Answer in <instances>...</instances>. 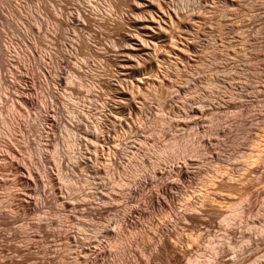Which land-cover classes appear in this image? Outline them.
I'll return each mask as SVG.
<instances>
[{"label":"rangeland","instance_id":"rangeland-1","mask_svg":"<svg viewBox=\"0 0 264 264\" xmlns=\"http://www.w3.org/2000/svg\"><path fill=\"white\" fill-rule=\"evenodd\" d=\"M192 1L173 3L188 10ZM233 1L236 5L231 7L213 0V6L208 3L205 9L198 10L203 18H214L207 23L212 32L199 41V46L206 48L190 53L191 61L182 68L184 77H177L174 68H168L173 76L165 84L158 83L148 70H142L140 76L128 75L118 64L123 46L117 39L133 29L127 19L145 18L144 13H133L128 4L115 8L111 0H70L64 6L61 18L65 20L79 7L91 10L90 18L98 20L92 9L100 8L108 23L123 20L126 31L119 33L99 28L93 22H84L80 28L69 25L59 29L51 18L56 16V7L48 0H20L12 4L17 13L0 4V14L7 20L0 19V38L6 50H0L4 76L0 85V97H4L0 98V264H98L99 257H103L104 264H121L125 260L131 264V260L150 258V264H177L172 254L155 250L162 235H167L173 246L182 237L187 251L183 264H210V243L221 232L206 231L207 212L187 207L185 217L178 214L179 209L184 208L185 201L196 203L198 196L227 194L217 185L230 181L226 163H236L233 174L241 176L248 173L245 167L262 166L260 156H264V138L255 131L264 125L260 119L264 108V0ZM35 22L43 25L40 44L35 42L38 32L28 30ZM78 37L88 40L87 48L78 45ZM34 47L37 56L48 52L59 59L61 54L71 56L70 63L81 65L83 76L74 78L58 60L46 59L53 77L65 73L68 80L59 87L51 83L45 90L38 57L29 56ZM137 79L145 81V90L139 96L140 103H144L141 115L115 111L116 100L103 83L117 80L132 87ZM67 88H75L81 95L71 94ZM5 91H9L7 96ZM88 95L90 98H85ZM19 97H26L32 104L25 108L18 102ZM44 106L48 121L43 118ZM190 107L205 111L196 131L189 126L193 118L185 112ZM101 112L110 116L107 133L111 152L116 151L114 162L106 168V155L93 161L99 144L89 139L94 133H105L95 128ZM75 113H79L78 119L73 118ZM178 121L188 124L178 126ZM193 137H206L210 142L198 149L191 142ZM254 139L260 141L256 143ZM252 142L257 148H252ZM248 151L256 159L248 160L242 168L241 154ZM57 154L74 168L66 163L59 168L54 160ZM81 157L101 165L103 173L96 174L90 163L75 164L74 158ZM185 159L187 162H183ZM178 163H184L185 176H179ZM155 169L166 173L146 188L128 192L134 179L151 176ZM209 179L213 185L206 184ZM164 183L175 185L170 190L174 199L165 206H150L148 197L159 195L158 189ZM256 204L264 215V195L256 199ZM223 207L216 223L224 224L233 217L237 206ZM100 208L103 210L98 215L96 210ZM129 209L136 212L130 222L121 224ZM188 214L200 220L191 221ZM237 224L238 221L236 227ZM240 230L244 234L256 232L245 223ZM218 239L217 244L222 243L230 251L247 244L242 234L234 237L231 246L225 239ZM257 261L264 264V252L245 264Z\"/></svg>","mask_w":264,"mask_h":264},{"label":"bare ground","instance_id":"bare-ground-1","mask_svg":"<svg viewBox=\"0 0 264 264\" xmlns=\"http://www.w3.org/2000/svg\"><path fill=\"white\" fill-rule=\"evenodd\" d=\"M48 1H50V3H52L56 7V16H51V18L54 24L56 25V27L59 29L62 27H67L69 25H72L73 27L76 28H80L84 25V22H87L88 24L93 22L95 23V25L97 24L99 28H103L104 30L105 29L110 30L111 28L114 31H118V33L119 31L125 30L122 19H121L122 21L117 19H112L110 20L111 23H108L109 19H107L106 16H103V11L100 8L92 9L93 12H95L94 15L98 17V20H93L92 18H90L89 13H91L90 12L91 10L88 11L86 9H83L84 7L83 8L76 7L77 8L76 12L68 15L67 20L62 19L61 16L65 11L64 6L69 4L70 0H48ZM221 1H223L226 6L232 7L236 5L233 0H221ZM17 2H20V0H0L1 5L10 8L14 13H17V11L15 7L12 6V4H17ZM111 3L115 8L118 5L128 4V6H130L131 10L133 11V13H135L136 15L137 14L140 15L143 13L145 14V18L143 19L142 18L139 19V16L138 17L133 16L131 18H128L127 19L128 25L130 28L133 29L131 31L130 30L127 31V33L125 32V34H122L119 37V39H117V43L123 46L121 51L119 49L122 56L119 58L120 60L118 64L119 63L121 64L123 68L121 70L128 75L131 74L135 76V75H139L140 72H142V70H148L147 73L149 72L150 74L156 76L157 80L159 81L158 83L165 84L167 78L169 79L172 78L171 76H173L172 74L169 73L168 68H174L177 77L179 78L184 77L182 68L184 67V65H186L191 61L190 53L198 52V51L202 52V50L206 48L203 46H199V41L200 38L204 36V34L206 36V33L208 34V32H212V30L207 26V23L214 20V18L213 16H211L209 17V19H205L200 14H198V10L205 9L208 6L207 5L208 3H211L212 4L211 6H213L214 5L213 0H194L190 4V8H188L189 6L188 4L187 6L188 10L186 8L183 9L182 7L178 8L177 6L174 5L173 0H111ZM210 9H213V7H211ZM0 19L3 20L4 22H7V20L1 14H0ZM28 30L31 32L33 31L38 32L35 35V42L37 44H40V40H41L40 31L43 30V25L40 22H35L34 25L28 26ZM87 41L88 40H86L83 37L77 38L78 45L84 49L87 48L89 45ZM2 42L3 41L0 38V50L2 49L6 52L5 48L2 46ZM92 52H94L93 49ZM94 54L99 55L97 52H94ZM37 55H38V50L36 49V47H34V49H32V54L29 56L31 58L38 57L36 59L38 60L37 62L39 64V70L41 72L40 74L43 79V85L45 87V90L47 91L51 83L53 86L59 87L62 85L64 81L68 79L64 78L65 73L63 74L59 73L53 77L50 67L45 63L46 59L58 60L59 64L65 66L64 68H66V72L70 73L74 78L80 79L83 76L82 73L83 71L81 72V68H82L81 65L70 63V60H72L71 56L61 54L59 59L57 58L55 53H50V52L46 53L43 56L40 55L37 56ZM99 56L104 58L101 55ZM214 56L217 55L214 54ZM1 67L3 68V64L2 66L0 65V85H1V80L4 77L2 76L3 70H1L2 69ZM125 73H123L124 76ZM154 83L157 82L155 81ZM144 85H145L144 79L141 80L137 79L132 87H129L131 85L128 86L123 81H117V80L115 82L107 81L103 83V86L110 89V91H112L113 93V98L114 100H116V101L113 100L114 101L113 104L114 106H116L115 111L118 110L120 112L121 109V111L122 112L124 111L127 116L141 115L143 111L144 103L143 102L140 103L139 96H140V91L144 89ZM1 87L2 86H0V91L2 89ZM67 89L70 91L71 94L77 96L81 95V93L75 88L74 89L67 88ZM178 90H180V88H178ZM5 94L7 96L9 94V91H5ZM0 98L3 99L4 97L1 96ZM85 98H90V95L86 96ZM17 100L25 108H27L32 104L30 100L27 99L26 97H19L17 98ZM42 109H43L42 112L44 113L43 118L44 120L48 121L49 117H48L47 107L44 106L42 107ZM185 112L187 116L193 118L189 126L194 127L195 128L194 131H196L200 123L201 117L205 115L204 109L203 108L197 109L194 107H190ZM127 116H125V118ZM78 117H79V113H77V115L75 113V116L73 118L78 119ZM109 118H110L109 114H105L104 112H101L96 120L95 128L96 130H101V131L103 130L105 131V133L104 132H102L101 134L94 133L92 136H89V139L94 140L99 144V146L97 145L93 161L102 159L104 155L107 156L106 159L107 163L104 165V168L109 167L110 164L114 162L113 155L114 153H116L115 150L111 152V147H110L111 137L107 133L108 132L107 127L110 125ZM260 119L264 124V108L261 112ZM187 124L188 123L184 121H178L177 123L178 126H186ZM255 131L257 132L255 133L258 134V136L260 135L261 138H264V125L261 124L257 126V129ZM258 136L257 139H259ZM257 139H254V141L256 142ZM259 141L260 140H258L256 143H258ZM191 142L194 145H197L198 149H202V148L204 149V147L210 142V139L206 137H200V138L193 137ZM256 143L252 142L253 145L252 144L251 145L253 149H254L253 146H255ZM255 147L257 148V146ZM250 151L248 152L250 153ZM245 153L246 152H243L241 154V159L243 160L240 162V166H242V168L244 167V164L248 162V160L253 158L251 157L252 156L251 153L250 154L248 153L249 155ZM254 158L256 159V157ZM54 160L58 164L59 168H62L65 163L68 164V166H70L71 168H74L73 164L68 163L62 156L58 154L56 155ZM74 160L76 161L74 162L75 164H79V162L83 161L84 163H90V165H93L91 160L84 157H81V160L77 158H74ZM260 160L263 162L262 166L260 167L258 166L256 168H251V169H246L247 167H245V170H247L248 173L244 172L245 174L241 176L238 175L236 176L233 174L234 169L237 167L236 163H232V162L226 163V166L228 167V174H230L231 176L230 181L229 182L220 181L221 183L219 182L220 184L217 185H220L219 187L224 188L227 194L218 195L213 193L211 194L212 198H210L209 195L198 196L196 203L191 204L185 201V203L183 202L184 204L182 205L184 208L179 209L178 214H182L185 217H186V213H184V211H186L187 207H190L193 210H200L201 212L204 213L207 212L208 213L207 217H209V219L206 222L204 221L205 222L204 224L207 227L206 231L209 232V234L213 230H217L221 232V234L218 236L225 239L228 246L233 245L234 237H236L237 234H242V236L247 239V244L245 246H241L236 250L230 251L226 249L224 246H222L221 245L222 243L217 244L219 241L218 236H213L212 239L213 241L210 243L211 254L210 257L208 258L210 264H245L251 261L252 259L256 258L259 254L264 252V217H263L264 215L260 213L259 210H257V204H256V199L264 195V156L263 155L260 156ZM183 162H187V160L185 159ZM183 164L184 163H178V165H176L177 166L176 169L178 171L179 176H185L187 174V171ZM100 166L93 165L92 168L96 172V174L103 173L102 169H100L101 168ZM165 173L166 172H164L163 169H155L151 171V176L147 175L140 181L138 180L136 181V179H134V181L132 182V186L131 187L129 186L127 190L129 193H134L135 191L138 190V188L141 187L146 188L153 179L162 178ZM48 177L49 179L53 180L51 175H48ZM210 179L206 182L207 185H213V181ZM215 187H217L216 184ZM174 188L175 185L173 183H164L158 189V193H160L159 195L157 194L155 196L148 197L147 200L148 204L150 206L167 205V202L174 199V196L170 194V190ZM109 196L111 197L112 195ZM206 203H210V205H206ZM196 204H199V206L194 207L196 206ZM222 205L225 206L223 208H227V209L234 208L237 206L236 209L234 210L233 217L224 220V224L220 222L219 223L215 222L217 220L216 218H219V216L221 215L220 209L222 208ZM204 206H206L205 209H202ZM100 210H103V208L96 210V214L100 215L101 214ZM134 212H136V209L135 211L134 209H129L123 216L121 224H126L127 222H130V219L132 218ZM187 217L189 218V220L191 221L193 220L194 222L200 220L198 216L192 217L189 215ZM230 221H235V222H230ZM237 221L239 222V224H237L236 227L235 225ZM243 223H245L249 227H253L256 230V232H246L245 234L241 233L242 230H240V228H241V224ZM40 227L41 226L38 225L39 229ZM167 238H169L167 237V235H162L160 239H158L159 240L157 242L158 244L156 243L157 245H155V247L157 246L156 247L157 249L155 250L172 254L173 255L172 257H174L175 259L174 262L176 261L177 264H181L184 261V258L187 253V251H185L182 246V242H184V240L182 239V237H179L176 242V245L175 243H173L174 244L173 246L172 244H170ZM159 254L161 255L160 252ZM102 258L103 257H99L98 264L105 263V261ZM154 258L156 257H152V259ZM150 259L131 260V264H150L149 262ZM121 264H129V263H127V261L125 260L122 261ZM194 264H202V262L194 261ZM255 264H262V261L261 262L257 261Z\"/></svg>","mask_w":264,"mask_h":264}]
</instances>
